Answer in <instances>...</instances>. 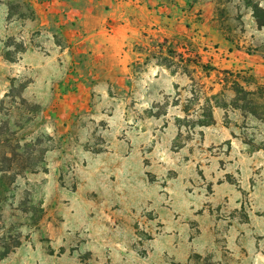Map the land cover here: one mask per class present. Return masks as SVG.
<instances>
[{"label": "rangeland", "instance_id": "1", "mask_svg": "<svg viewBox=\"0 0 264 264\" xmlns=\"http://www.w3.org/2000/svg\"><path fill=\"white\" fill-rule=\"evenodd\" d=\"M255 4L0 0V264H264Z\"/></svg>", "mask_w": 264, "mask_h": 264}, {"label": "trees", "instance_id": "2", "mask_svg": "<svg viewBox=\"0 0 264 264\" xmlns=\"http://www.w3.org/2000/svg\"><path fill=\"white\" fill-rule=\"evenodd\" d=\"M253 13H254V16L257 19L258 26L259 27H263L264 26V9L261 8L258 4H255L253 6ZM209 117H210V121L203 122V123L200 124V126H208L209 124H211L212 121H213L212 120V113H210ZM9 252L10 251H6L2 255L5 256Z\"/></svg>", "mask_w": 264, "mask_h": 264}]
</instances>
